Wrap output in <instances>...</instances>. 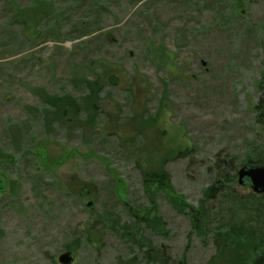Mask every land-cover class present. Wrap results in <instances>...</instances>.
<instances>
[{
	"label": "rangeland",
	"instance_id": "obj_1",
	"mask_svg": "<svg viewBox=\"0 0 264 264\" xmlns=\"http://www.w3.org/2000/svg\"><path fill=\"white\" fill-rule=\"evenodd\" d=\"M263 85L264 0H0V264H251L192 218L222 173L254 195ZM145 215L164 237L122 236Z\"/></svg>",
	"mask_w": 264,
	"mask_h": 264
},
{
	"label": "trees",
	"instance_id": "obj_2",
	"mask_svg": "<svg viewBox=\"0 0 264 264\" xmlns=\"http://www.w3.org/2000/svg\"><path fill=\"white\" fill-rule=\"evenodd\" d=\"M103 85L105 84L101 83L99 79L95 81H89L87 83L88 92H94L92 89L98 90V86L103 88ZM88 102L96 104L97 99L90 96ZM54 107H56L58 111L61 109L59 105H55ZM256 109L259 112V118L264 120V85L262 87L261 98ZM186 153H180L179 157ZM246 158L247 160L243 166L264 165V150H253L252 153ZM222 167L223 166H221V164L217 165L218 170L222 169ZM220 174L221 173H219V175ZM151 178L154 180L155 184H158V188H161L162 190L163 188H167V185H169L168 183L171 182L168 175L167 178L164 176L158 177L157 175H152ZM235 178L236 171L232 179H229V177H227L226 174L223 175V173L222 177L215 179L213 185L207 189L205 193L211 206L206 207L203 213H200L201 215L193 216L192 225L194 226L195 230H205L206 232L210 226L215 223L218 224L215 230L217 250H220L230 240L237 241L247 236L248 233H253L257 240V245L251 264H264V197L262 196L259 199L258 196L249 195L244 201H242V199L238 198L233 193V191L229 189L231 181ZM150 195L151 193L147 194L149 202L152 203L153 199L150 198ZM168 197L172 201H182L178 197H174V199L171 196ZM214 203H220L222 207L220 206L218 212L213 214V212H215L213 210ZM151 212L147 210L145 213L148 214ZM132 216L131 221H129L127 224H124L119 229L121 230L120 232L122 236L127 237L129 240L134 242V244L140 245V241L143 239L145 242H147L145 233L149 229H151L154 234L164 237L163 235H165V227L162 223V219L156 217L153 220H149V223L143 227L142 224L147 221V216L145 215L144 219L139 218V216ZM154 222L157 224L156 227L153 225ZM114 224L117 227V221L114 222ZM208 233L209 232H206V235H208ZM151 247V241L149 240V249Z\"/></svg>",
	"mask_w": 264,
	"mask_h": 264
},
{
	"label": "water",
	"instance_id": "obj_3",
	"mask_svg": "<svg viewBox=\"0 0 264 264\" xmlns=\"http://www.w3.org/2000/svg\"><path fill=\"white\" fill-rule=\"evenodd\" d=\"M112 84L117 81L111 80ZM238 184L242 187H249L254 195H264V165L259 166H243L238 171ZM88 208H93V202L86 204ZM75 255L71 251L64 252L58 258L59 264H73Z\"/></svg>",
	"mask_w": 264,
	"mask_h": 264
},
{
	"label": "flooded vegetation",
	"instance_id": "obj_4",
	"mask_svg": "<svg viewBox=\"0 0 264 264\" xmlns=\"http://www.w3.org/2000/svg\"><path fill=\"white\" fill-rule=\"evenodd\" d=\"M139 218H141V217H139ZM139 218H137V219H139ZM145 217H143V218H141V219H144Z\"/></svg>",
	"mask_w": 264,
	"mask_h": 264
}]
</instances>
